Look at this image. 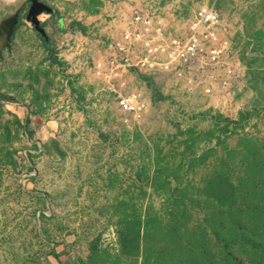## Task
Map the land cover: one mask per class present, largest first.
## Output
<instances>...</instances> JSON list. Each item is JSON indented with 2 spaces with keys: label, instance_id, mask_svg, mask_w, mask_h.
Masks as SVG:
<instances>
[{
  "label": "rangeland",
  "instance_id": "rangeland-1",
  "mask_svg": "<svg viewBox=\"0 0 264 264\" xmlns=\"http://www.w3.org/2000/svg\"><path fill=\"white\" fill-rule=\"evenodd\" d=\"M39 2L0 50V264H264V0Z\"/></svg>",
  "mask_w": 264,
  "mask_h": 264
},
{
  "label": "built area",
  "instance_id": "built-area-1",
  "mask_svg": "<svg viewBox=\"0 0 264 264\" xmlns=\"http://www.w3.org/2000/svg\"><path fill=\"white\" fill-rule=\"evenodd\" d=\"M198 16L201 21L214 23L216 21V14L212 10L201 7L198 10ZM208 26H193L189 36L184 39L173 40L172 44L167 50V54L170 58L166 64L167 68L175 66L178 68V73L182 76L183 72L187 77L182 78L188 80V86L193 81L191 77L192 72L197 68H202L205 65H212V60L218 55L217 49L213 48V45H208L215 40L216 36L213 33H205ZM203 28L204 31H201ZM203 54L207 55V60L204 59ZM182 69V70H181ZM189 76V77H188ZM133 96H124L120 100V103L125 109H133L136 107L134 104Z\"/></svg>",
  "mask_w": 264,
  "mask_h": 264
},
{
  "label": "crops",
  "instance_id": "crops-1",
  "mask_svg": "<svg viewBox=\"0 0 264 264\" xmlns=\"http://www.w3.org/2000/svg\"><path fill=\"white\" fill-rule=\"evenodd\" d=\"M33 0H0V44L5 41V34L1 29L5 27V31L14 28L19 21L28 22L27 13ZM39 2V0H36ZM54 13L42 12L37 15V20L45 21L46 15L52 16ZM8 27V28H7ZM4 29V28H3Z\"/></svg>",
  "mask_w": 264,
  "mask_h": 264
},
{
  "label": "water",
  "instance_id": "water-1",
  "mask_svg": "<svg viewBox=\"0 0 264 264\" xmlns=\"http://www.w3.org/2000/svg\"><path fill=\"white\" fill-rule=\"evenodd\" d=\"M42 12H47L51 14L54 11L45 4L33 0L28 9L27 19L31 21L35 29L45 38L44 30L41 27L40 22L37 20V15ZM6 43H7L6 41H3L2 44H0V50L2 49V47L5 46Z\"/></svg>",
  "mask_w": 264,
  "mask_h": 264
},
{
  "label": "bare ground",
  "instance_id": "bare-ground-1",
  "mask_svg": "<svg viewBox=\"0 0 264 264\" xmlns=\"http://www.w3.org/2000/svg\"><path fill=\"white\" fill-rule=\"evenodd\" d=\"M3 28H4V29H3ZM3 28L1 29V31L5 33V32H6V31H5V26H4Z\"/></svg>",
  "mask_w": 264,
  "mask_h": 264
},
{
  "label": "trees",
  "instance_id": "trees-1",
  "mask_svg": "<svg viewBox=\"0 0 264 264\" xmlns=\"http://www.w3.org/2000/svg\"><path fill=\"white\" fill-rule=\"evenodd\" d=\"M54 13V12H53ZM44 38V37H43ZM46 46L48 47L49 45L45 42Z\"/></svg>",
  "mask_w": 264,
  "mask_h": 264
}]
</instances>
